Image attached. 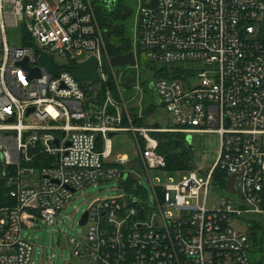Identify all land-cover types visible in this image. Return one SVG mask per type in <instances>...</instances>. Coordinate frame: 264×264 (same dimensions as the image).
Listing matches in <instances>:
<instances>
[{
    "label": "built area",
    "instance_id": "built-area-1",
    "mask_svg": "<svg viewBox=\"0 0 264 264\" xmlns=\"http://www.w3.org/2000/svg\"><path fill=\"white\" fill-rule=\"evenodd\" d=\"M19 28L21 44H12L9 32ZM106 33L94 0H0V182L12 199L0 207V264H32L26 225L35 216L57 224L79 190L103 182L124 194L82 213L88 220L79 225L88 228L82 240L69 238L72 258L264 264V0H139L136 65L126 66L133 73L125 80ZM42 52L54 57L56 73L40 61ZM91 57L105 85L101 104L95 83L73 73ZM135 72L137 82L127 86ZM154 90L174 126H133L138 93L155 98ZM129 131L134 160H111L109 133ZM158 132L216 133L220 153L205 180L190 162L179 184L151 182V200L141 177L169 165ZM213 184L219 203H210Z\"/></svg>",
    "mask_w": 264,
    "mask_h": 264
},
{
    "label": "rangeland",
    "instance_id": "rangeland-1",
    "mask_svg": "<svg viewBox=\"0 0 264 264\" xmlns=\"http://www.w3.org/2000/svg\"><path fill=\"white\" fill-rule=\"evenodd\" d=\"M52 5H56V0H48ZM125 7H130L134 12L133 18L130 20L131 30H133L134 18L139 6L138 0H121ZM132 12V13H133ZM22 28L9 32V41L12 44H21L20 35ZM132 38V49H134L132 32L129 35ZM131 42V41H130ZM131 49V47H129ZM108 53L110 54L109 50ZM111 55V54H110ZM57 61L64 66L68 64V58L58 57ZM115 70L120 76L121 80L133 73L131 67L121 68L115 67ZM94 86L101 90L102 84L95 83ZM147 93V94H146ZM127 94V92H126ZM143 96V97H142ZM119 99V97H117ZM129 98V97H127ZM136 105L131 109V114L134 117L132 123L135 127L147 125H169L170 115L166 112L165 108L158 102L152 94L148 92L138 93ZM139 107L147 109L144 118L138 116ZM137 120H143L145 125H137ZM128 124V122H126ZM133 131L119 132L112 136L113 155L111 160L118 156H128L132 161L135 158L134 152L136 149V141ZM188 145L191 150V163L193 168L197 171L201 179L207 178V172L211 170L215 164L217 157L220 153V136L216 133H191L188 137ZM188 168L189 162H185ZM169 167V165H168ZM200 169L202 171H200ZM192 169H170V168H155L150 169V179L147 176H142L141 180L144 188L152 200L153 191L152 185L166 186L168 184H179L184 177L189 176ZM215 185H212L210 191V203H219L221 201L219 195L214 193ZM124 192L118 189V184L115 182H103L97 185H91L79 190L72 201L69 202L67 207L62 210L57 224H49L42 221L39 217L35 216L32 222L24 229V232L35 245L32 264H89L82 263L81 260L71 257V243L69 238L82 240V236L88 227L79 225L82 213L87 210L93 202L106 196H119ZM174 210V209H172ZM98 264V263H93Z\"/></svg>",
    "mask_w": 264,
    "mask_h": 264
},
{
    "label": "trees",
    "instance_id": "trees-1",
    "mask_svg": "<svg viewBox=\"0 0 264 264\" xmlns=\"http://www.w3.org/2000/svg\"><path fill=\"white\" fill-rule=\"evenodd\" d=\"M107 1L109 0H94L100 24L103 29L107 31L106 40L108 50L112 56L130 53L133 51L132 38L130 39L129 37L132 32L130 20L133 18L134 12H130V7L126 8V5L122 4L121 0H117L115 5L112 7L108 6ZM129 47H131V49ZM109 85H112V82H109ZM104 90L105 85H102L99 94L94 98V101L97 102V104H101ZM147 109H145L144 114H146ZM137 119L138 118H135V123L137 125H145L143 120ZM155 135L159 139V152L167 157V161L169 163L168 168L188 169L191 166V150L188 145L187 137L184 133L158 132L155 133ZM102 146V136H99V147L102 148ZM185 162H189L188 168L186 167ZM11 203L12 199L9 195L7 186L4 182H0V207Z\"/></svg>",
    "mask_w": 264,
    "mask_h": 264
},
{
    "label": "water",
    "instance_id": "water-1",
    "mask_svg": "<svg viewBox=\"0 0 264 264\" xmlns=\"http://www.w3.org/2000/svg\"><path fill=\"white\" fill-rule=\"evenodd\" d=\"M117 0H109L107 1V4L109 7H112L115 5ZM40 61L42 63H47L48 67L51 69V71L53 73H56V69H57V64L55 63L54 57L53 56H48L46 53L42 52L41 56H40ZM112 65L113 66H120V67H126L128 65H136V59H135V55L134 53L130 52L127 54H119V55H115L112 58ZM22 65H24L25 67L29 68L28 65V60L26 59L25 61L21 62ZM98 69V60L96 57H91L89 58L87 61L82 62L77 64L74 68H73V73L75 75V77L80 80V81H91L92 83H97L100 81V77L99 74L97 72ZM32 75H40V71L38 69H31ZM137 76L138 73L135 72L134 75L128 79L126 81V85L129 86L133 83L137 82ZM152 89H154V85L153 83L150 85ZM154 95H155V101H158L160 103L159 98L156 95V91L154 90ZM34 108H31L29 110L32 111ZM28 112V113H29ZM74 122H78V123H82L83 120H75ZM170 125L173 127L174 123L172 121H170ZM115 132H110L109 136L112 137L114 136ZM70 144V141L68 142V145ZM88 220V211H86L82 217V219L79 221L80 225H84ZM252 232V236H253V240H256V235L254 231Z\"/></svg>",
    "mask_w": 264,
    "mask_h": 264
},
{
    "label": "crops",
    "instance_id": "crops-1",
    "mask_svg": "<svg viewBox=\"0 0 264 264\" xmlns=\"http://www.w3.org/2000/svg\"><path fill=\"white\" fill-rule=\"evenodd\" d=\"M114 57V56H113ZM136 106H139V105H136ZM134 108V107H133ZM171 119H169V123H170ZM112 152H113V148H112ZM190 168V167H189Z\"/></svg>",
    "mask_w": 264,
    "mask_h": 264
},
{
    "label": "flooded vegetation",
    "instance_id": "flooded-vegetation-1",
    "mask_svg": "<svg viewBox=\"0 0 264 264\" xmlns=\"http://www.w3.org/2000/svg\"><path fill=\"white\" fill-rule=\"evenodd\" d=\"M138 2H139V0H138Z\"/></svg>",
    "mask_w": 264,
    "mask_h": 264
}]
</instances>
